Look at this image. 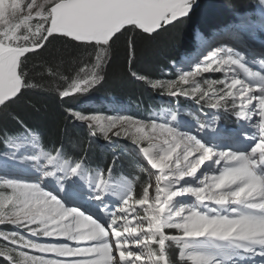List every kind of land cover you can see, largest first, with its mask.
<instances>
[{"label":"snow or ice","instance_id":"obj_1","mask_svg":"<svg viewBox=\"0 0 264 264\" xmlns=\"http://www.w3.org/2000/svg\"><path fill=\"white\" fill-rule=\"evenodd\" d=\"M192 7L193 0H0V110L19 99L23 90L38 86L30 82L27 54L43 49L54 34L80 42L78 47L92 48L90 56L95 57L90 68L85 63L79 69L83 75L78 79L67 83L71 78L62 77L66 83L58 89V95L69 97L87 92L104 79L101 73L107 53L119 35L129 31L126 26L156 33L186 17ZM133 45L134 38L129 41V47ZM207 47V42L201 45L202 50ZM197 59L186 57L183 63L195 62V68L180 72L176 80L148 83L173 96H192L197 104L204 102L212 109L231 111L238 121L243 118V123L234 130L215 127L219 117L209 121L207 129L199 124L198 132H204L208 140L205 143L177 130L188 126L185 121H178L174 128L168 123L157 124L155 119L146 123L129 115H85L69 109L74 118L87 122L91 135L99 132L109 140L129 138L136 151L160 171L155 195H149L150 184L143 187L134 204L144 215L137 218L136 207L129 204L133 195L125 179L106 180L103 171L89 173L83 158L64 159L61 148L54 149L55 154L40 148L39 155L28 159L38 161L43 157L45 168L53 171H37H43L45 177L59 173V186L52 185V191H45L40 183L4 181L12 194L0 196V224L22 228L33 238L19 231H0V238L11 245L0 247V256L7 257L10 264H171V245L166 242H172L186 264H257V257L259 264H264V71H254L239 52L231 49H216L204 55L203 61ZM219 71L226 80L219 82L223 87L218 92L212 87L217 81H207V90L195 81L201 73ZM48 73L56 75L50 68ZM190 79L195 87L182 88ZM172 121H176L174 113ZM24 131L27 135L23 139L31 137L29 142L39 147L36 133ZM20 139L9 137L8 142L19 148ZM144 142L147 146H142ZM205 161L224 163L211 168L218 175L204 173L201 179L197 172ZM107 171L111 173L112 169ZM53 192L61 194L64 202ZM186 193L196 202L180 205L173 213L178 203L173 198ZM106 194L119 198V210H111L104 199ZM65 202L79 206L65 207ZM93 202H99L93 205L94 210L86 207ZM212 203L218 207H212ZM88 211L91 214L85 215ZM94 216L106 218L109 226L106 228ZM166 229L180 234L169 235ZM43 237H63L66 242H43ZM70 242H76V246ZM80 242L88 244L81 247ZM21 248L55 256H29Z\"/></svg>","mask_w":264,"mask_h":264},{"label":"trees","instance_id":"obj_2","mask_svg":"<svg viewBox=\"0 0 264 264\" xmlns=\"http://www.w3.org/2000/svg\"><path fill=\"white\" fill-rule=\"evenodd\" d=\"M255 1L198 0L196 7L186 18L163 27L156 33H145L141 29L126 26L129 31L123 35L118 34L119 39L107 53L101 73L104 79L87 92L69 97L58 95V89L62 90L66 83L62 77L71 78L67 83L78 79L79 75H83L79 69L85 63L90 68L91 60L95 57L90 56L92 48L78 47L80 42L54 34L43 49L27 54L30 82L38 86L23 90L19 99L0 110V149L4 147L7 137L20 135L25 129L32 130L49 150L61 148L68 158H83L87 165L105 166L113 172L127 174L133 180L134 191L140 197L143 187L149 182L147 173L125 157L118 160L114 155L104 153L89 140L86 128L76 123L68 110H78L90 99L100 101L110 98L131 101L138 106L141 103L143 108L152 110L151 99L157 96L155 92L158 87H153L148 80L167 77L165 71L171 69V63L180 59L187 50L191 51L194 27L199 26L209 32L212 27L217 28L216 26L231 20L238 13L253 10ZM133 38L134 45L130 48L129 41ZM49 68L56 75H50ZM227 113V122L235 120L232 112ZM169 244L171 264H186L180 259L179 247L166 242V245ZM0 264L10 262L0 256Z\"/></svg>","mask_w":264,"mask_h":264},{"label":"bare ground","instance_id":"obj_3","mask_svg":"<svg viewBox=\"0 0 264 264\" xmlns=\"http://www.w3.org/2000/svg\"><path fill=\"white\" fill-rule=\"evenodd\" d=\"M258 9L256 10V13H254L253 17H254V22L251 21L250 22H241L239 21L236 26V28L234 29H230V30H222V31H213L215 29H212L210 31H213L211 33H208L206 31H204L203 29H199L198 31V35H197V40L195 41V44H197L198 46L202 45L203 43L207 42V43H213L214 41H220L223 40V44H219L218 46H211L208 47L206 49V52L204 55H207V50H210L209 52L215 51L216 49H221V50H225V49H231L232 51L236 52L238 51L244 58L245 61L248 62V64L252 65L256 68H258V70L256 71H264V41L260 38L256 39V35L253 33V31H257L260 29H264V0H261V3L258 4ZM206 30V29H205ZM209 31V32H210ZM229 40L231 42H229ZM214 44V43H213ZM255 47V48H254ZM257 47V48H256ZM197 49L200 50V47H198ZM196 49V51H197ZM194 52V51H193ZM202 51H199V53H201ZM195 53H198L195 52ZM194 53V54H195ZM258 55H260L259 59H258ZM187 57H192V55H189ZM202 54L201 56L197 59L196 62L203 61L202 58ZM186 57H184V59H182V62L178 60L175 61V64H178V67L180 68L181 71H190V69L192 70V67L190 65H185L183 62L185 60ZM261 59V62H260ZM194 68V67H193ZM230 77V73L228 74ZM240 78H244L243 75L240 76ZM159 102H152L153 108H156L158 106H163L162 103L161 104H156ZM255 103V102H254ZM181 105H185L188 107H191L194 109L193 113L195 115V117L193 118L190 114H188L191 118H193L192 121L191 118L185 116L182 112V108L178 107L179 105H174L171 104L170 108L166 111L163 112H159L158 114H153L152 117H150V119H155L157 124H161V123H168L169 126L176 128L177 127V122L178 121H185L188 123L187 127H178L177 130L181 133H190L191 135H195L197 136V139H201L202 142L207 143L208 140L205 138V133L203 132H198V125L199 124H204L205 128L207 129V125L209 123V121H211L213 118L218 117L217 115L219 114V110L217 109H208V108H197L193 105H191L190 103L186 102H180ZM166 106V105H164ZM175 106V107H174ZM198 110L199 113H197ZM98 110L100 111H104L108 114H112L113 116H118V115H129L134 117V115H132L133 113L130 110H124V109H117V110H112L110 108H99ZM151 110V109H150ZM179 110V111H177ZM173 113L176 115V121H172V115ZM202 113V114H201ZM140 113H137L136 116L134 118H137L138 120L140 119L139 116ZM146 118V117H145ZM148 121H145L146 123H149V118H147ZM243 121V118H241ZM194 122H197V124H194ZM243 123V122H242ZM241 123H239L236 127L234 128H227V127H223L219 124L218 120L216 121V125L215 127H223L226 130H234L237 129L240 126ZM117 129H114V131H116ZM202 134V135H200ZM20 135H15V136H11L12 138H16ZM31 137L28 139H23V137H21V139L18 141L21 144V147L19 148H15L12 147L11 144L7 145L6 147H2L0 149V181H6V180H16V181H20L23 183H37L35 178L36 177H42L43 179L46 180V185L43 186L41 185L40 182L43 181H39L38 183H40L41 187L45 190V191H52V185L55 186H59L60 183V177H59V173H57L56 176L53 177H45L43 175V171H37V168H42L44 170L47 171H53L52 168L48 167L45 168L46 165V160L41 157L40 160H31L28 159V157H32L35 155H39V149L43 148L41 142H39V147H35L34 145H32L29 141H30ZM108 144H113L112 142H107ZM161 142V141H158ZM6 143V142H5ZM4 143V145H5ZM144 145H147V142L143 143ZM209 146L211 147V144H209ZM115 147L117 148L118 145H115ZM135 148V147H134ZM223 150H227V149H223ZM232 150H236V146H233ZM49 152H53V154H55L54 151L49 150ZM179 151V150H178ZM2 152H4L3 154H1ZM66 157V156H65ZM175 158V154L173 155V159ZM66 159V158H64ZM143 161L144 164H148L149 166H151L150 162L146 161L145 159H141ZM223 161H221V165H212L209 161H205V163L203 165H201L200 169L197 172V176L200 177L201 179L203 178V174L207 173L209 177H211L212 175H218L219 172H213L211 171V168H219L222 167L223 165ZM87 166V165H86ZM152 167V166H151ZM108 169L106 168H102L100 171H103L104 173V179L106 180H110L111 178H116V179H125L127 177L124 178L123 174L118 175L116 173H114L113 171H111V173H109L107 171ZM157 169H151V174L154 177V179L151 182V187L149 188V195L150 197L155 195V188L157 186V181H156V177L157 175H160V171L158 170L157 174L156 173ZM89 173H95V171L97 170H91L88 169ZM150 174V175H151ZM165 174H167V170H165ZM185 179H189V178H185ZM127 180V182L130 181V183L133 184V180L129 177ZM132 181V182H131ZM51 182V183H49ZM83 183L85 184V187H87V180L85 179L83 181ZM183 183V182H181ZM192 186H196V183H193ZM202 186V185H201ZM131 187V186H130ZM133 187V186H132ZM131 187V194L133 195V200L129 201L130 205H133L136 207V211L137 213H139V217H142L144 215V213L140 210V207L138 205L134 204L135 199L140 198L139 195L134 191V188ZM160 187L164 188L165 185L163 183V181L160 182ZM177 187H179V185H177ZM11 194L6 193L3 196H10ZM53 195H57L58 199H61L62 202L63 201V197L61 194H57L56 192H53ZM104 199L106 200L107 204L109 205V207L111 208L112 211H114L115 207H118V210L120 208V205H118V197H109L107 194L105 195ZM178 201V203H176ZM173 202L176 203V207H174L172 209L173 213L175 211L179 210L180 205H192L193 203H195V197H193L191 194H185L182 197H176L173 198ZM95 203H99V202H93V204H88L86 205V207H88L90 210H94L93 205ZM79 206V204L77 203H70V202H65V207H77ZM213 207H218L216 206L214 203H212ZM81 211H84V208H81ZM167 211V209H166ZM91 214V211L85 212V215H89ZM185 215L187 214V212L184 213ZM94 219H99V222H103L105 218H98L96 216L93 217ZM129 219H132V215L129 214ZM132 226H135V221H133ZM4 228H10V229H14V231H19L22 235H25L27 238H33L31 236L30 233H27L24 231V229L22 228H17L16 226L10 224V223H4V224H0V230L4 229ZM5 233H9L6 231H3ZM178 234H180L178 231H175ZM43 242H66L65 238L63 237H43L42 238ZM72 244V246H76V242H70ZM88 242H80V246L84 247L87 246ZM20 251H26L29 253V255L32 256H40V255H44L45 257H54L55 254L53 253H46V254H42L39 253L37 250L34 249H19ZM257 259V264H259V259L258 257Z\"/></svg>","mask_w":264,"mask_h":264},{"label":"rangeland","instance_id":"obj_4","mask_svg":"<svg viewBox=\"0 0 264 264\" xmlns=\"http://www.w3.org/2000/svg\"><path fill=\"white\" fill-rule=\"evenodd\" d=\"M28 0H22V3H27ZM38 3H43V0H37ZM197 2L198 0H193V8L196 7L197 5ZM261 3V0H256L255 3H254V8L253 10H248L246 12H243V13H238L236 17L232 18L231 20L225 22V23H221L220 25L216 26L217 29H215V27H212L211 29H215L213 31H222V30H230V29H234L236 28V26L238 25L237 23L239 21H245V22H250L252 23L251 21H255L254 20V13H256V10L258 9V4ZM35 23V20L33 21ZM199 29H202L200 28L199 26H195L194 27V31H193V36H192V49L191 51L187 50L186 52H184L180 58V61L182 62V59H184V57H187L189 55H192L195 53V52H199V51H205L207 48H204L202 50L201 46L195 44V41L197 40V35H198V30ZM213 31H210L208 33H211ZM253 33L256 35V39L260 38L264 41V29H260V30H257V31H253ZM223 40H220V41H214L213 43H208L209 45H213V46H218L219 44H223ZM229 42H231L229 40ZM210 46V47H211ZM198 47H200V50L197 49ZM255 48V47H254ZM257 48V47H256ZM197 49V51H196ZM194 51V52H193ZM238 52V51H236ZM258 59L260 57V55L257 56ZM264 60V59H262ZM260 62H261V59H260ZM195 64V62L193 63ZM192 65V64H191ZM190 65V66H191ZM249 67H251L254 71L258 70V68L255 69L254 66L248 64ZM192 67V70H194L195 66H191ZM194 67V68H193ZM190 69V71H192ZM182 72L180 70V68L178 67V64L176 65L175 62L174 64L172 65L171 63V69L169 70H166L165 71V74H167L168 76L165 77L164 79H162V81H171V80H176L177 77H178V74ZM241 79H244V78H241ZM226 80V77L223 73V71H219V72H209V73H201L199 74L197 77H195V81L198 82L200 84V87L204 90H207L208 89V84L206 83L207 81H217V83L213 84L212 87L215 91H219V89L221 87H223V84L219 83L220 81H225ZM148 81H153V80H148ZM195 87V84L193 82V80H189V83L188 84H184L182 85V88H185V89H189L191 90V88ZM156 97H153L151 99V101L153 102H159V103H156V104H161L164 106L162 107L161 109H147L146 107H142V104L140 103V106H138L136 103H132L131 101H127V100H119V99H116V98H111V100H100V101H95L93 99H90L88 100L85 105L82 107V108H79L78 110H72L73 112L75 111H80L82 112L83 114L85 115H92V114H100L102 116H113L112 114H108L104 111H100L98 110L99 108H110L112 110H117V109H124V110H130L134 115V117L136 116L137 113H140L139 116H142L140 117L139 120H143V121H148L147 118H149V122L152 120L150 119V117L153 116V114H158L159 112H163V111H166L170 108V105L171 104H174L175 105V102L177 100H181L182 98L185 99V100H182V102H188L190 103L191 105H204L206 108L208 109H211L209 105L205 104L204 102H201V104H197L196 103V100L195 98H193L192 96H188V97H185V96H182V95H176V96H173L171 94H169L166 89L164 88H160L158 87V90H156ZM181 102V101H180ZM239 103V102H237ZM219 110V114L217 115L218 117L220 116L221 119L223 118L224 115H227V112L225 109H218ZM70 117L76 122L78 123L82 128H86V130L88 131V138L89 140H91V142H93L96 146L99 147V149H101L104 153H108V154H112L115 156V158H117L118 160H120L121 157H125L127 158L134 166H136L138 168V164H142L143 161L141 159H145L140 153H138L136 151V149L134 148L133 146V143L132 141L127 138V137H124V136H121V137H113L111 140L107 139V142H112L113 144H108L106 143V138L100 134L99 132H97L96 135H91L89 133V129L87 127V122H81L79 121L78 119L74 118L72 115H70ZM146 117V118H145ZM137 119V118H136ZM242 121V119H240ZM239 120V121H240ZM243 122V121H242ZM31 131V130H30ZM27 133L24 132V134L22 133L19 137H24L26 136ZM38 136V134H36ZM109 136L111 137L112 136V133H109ZM39 137V136H38ZM30 138V137H29ZM8 139L9 137H7L6 139V143H5V147L7 145H10V143L8 142ZM39 142H41L40 138H39ZM115 145H118V147L116 148ZM142 146H147V145H142ZM45 152V151H44ZM49 152V151H47ZM4 152H2L1 154H3ZM64 158L66 159H75V158H68V157H65L64 155ZM146 160V159H145ZM147 161V160H146ZM85 164L87 165V163L85 162ZM143 165H145L143 163ZM88 169H93V170H101L102 168L101 167H95V166H92V165H87L86 166ZM116 173V172H114ZM120 172H117L116 174H118ZM158 173V170H156V173L154 174H157ZM122 174V173H121ZM121 174H118V175H121ZM125 174H123L124 176ZM148 175V174H147ZM127 177V176H124V178ZM129 177L125 178V179H128ZM148 180L149 182H152V178L149 177L148 175ZM127 181V180H126ZM132 182V181H131ZM129 183V186H133L132 183H130V181L128 182ZM151 185V183H150ZM133 188V187H132ZM6 193H9V194H12V190L8 188H6L4 186V182L3 181H0V196H3L4 194ZM120 205V204H118ZM213 207V206H212ZM115 210L114 211H117L118 210V207H115L114 208ZM0 231H6V232H17V231H14V229H10V228H4V229H1ZM171 235H179V234H171ZM1 239V247H4L5 245L11 247L10 243L8 241H5L3 240L2 238ZM170 243V242H168ZM155 247V245H154ZM29 255V253H28ZM29 256H32V255H29ZM5 259H7V257L3 256ZM258 262V261H257Z\"/></svg>","mask_w":264,"mask_h":264},{"label":"water","instance_id":"obj_5","mask_svg":"<svg viewBox=\"0 0 264 264\" xmlns=\"http://www.w3.org/2000/svg\"><path fill=\"white\" fill-rule=\"evenodd\" d=\"M192 10H193V7H192L191 11L189 12V14L192 12ZM189 14H188V15H189ZM188 15H187V16H188ZM187 16H186V17H187ZM186 17L179 18L177 21L182 20V19H184V18H186ZM177 21H174L172 24H174V23L177 22ZM172 24H170V25H172ZM166 26H169V25H165L164 27H166ZM159 30H161V29H158L157 32H158Z\"/></svg>","mask_w":264,"mask_h":264}]
</instances>
